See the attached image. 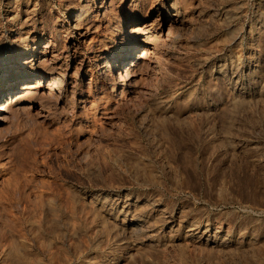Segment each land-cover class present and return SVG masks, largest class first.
I'll list each match as a JSON object with an SVG mask.
<instances>
[{"label": "rangeland", "instance_id": "rangeland-1", "mask_svg": "<svg viewBox=\"0 0 264 264\" xmlns=\"http://www.w3.org/2000/svg\"><path fill=\"white\" fill-rule=\"evenodd\" d=\"M45 44L67 84L0 119V264H264V0H0V57Z\"/></svg>", "mask_w": 264, "mask_h": 264}, {"label": "bare ground", "instance_id": "bare-ground-1", "mask_svg": "<svg viewBox=\"0 0 264 264\" xmlns=\"http://www.w3.org/2000/svg\"><path fill=\"white\" fill-rule=\"evenodd\" d=\"M174 15L175 18L172 19L171 17L170 20L177 22L179 20V18L176 17L178 14L176 13ZM28 19L29 18L27 17V20ZM82 21H83L82 15H78L77 18L71 19L70 22L71 29L75 32L80 33L79 25ZM170 27H172V24L168 27L167 33L170 32ZM152 29H154L152 24L146 22L142 24L133 25L132 30L130 32L131 33L130 44L124 47L121 56H117L118 60L115 67L112 66L110 60L107 64L108 66L107 70L111 72V74L110 73L106 74V70L102 71L104 82H110V80H111V84L115 82L116 79L114 77V74L112 73L114 69L118 71L119 79L122 76V70H124V74L127 75V77L128 75H131L134 72L136 63H132V62L127 63L130 59L136 58L137 61L139 60L140 62L138 64L144 67V62L147 61V59L151 54H154L152 51L153 48L151 47L150 44L153 35ZM36 43L37 42H35V44ZM45 45L34 47L33 49H31L29 57L23 54L22 57H18V59H16L15 61L14 60L9 61L4 56L0 57V98H2L4 95H7L4 100L0 101V115H2V118L0 119L6 118V113L10 112L15 104L22 103L23 100H26L23 103H32V101L36 99L37 96L40 97L42 94L54 98L57 101L63 99L61 95L62 91L59 92L56 91L57 88L63 87L62 84L65 85L67 84L66 82L63 81H62L63 83L60 84L59 81L60 76L56 74L59 73L58 69H62L61 65L60 64L58 65V63L55 61L54 55H52L51 57L46 55L47 51H45L44 49H47L46 47H48V45L46 46ZM135 49H137L136 54H134ZM40 53H42L44 57L41 58L36 57V55L38 54L40 55ZM46 68H50L51 71L50 70L47 71ZM42 78L45 79V83L42 81L43 80ZM91 98H92L91 92L88 91L81 92V96L78 97L77 100L75 101L76 103L75 107L76 108L86 107L88 103L92 102ZM91 105H93V103H91ZM30 107H32V105H30ZM106 114H108V112Z\"/></svg>", "mask_w": 264, "mask_h": 264}]
</instances>
